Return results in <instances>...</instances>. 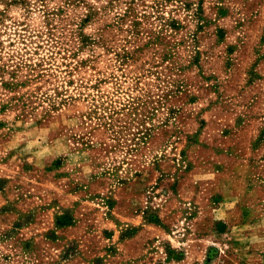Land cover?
Masks as SVG:
<instances>
[{
	"label": "rangeland",
	"instance_id": "1",
	"mask_svg": "<svg viewBox=\"0 0 264 264\" xmlns=\"http://www.w3.org/2000/svg\"><path fill=\"white\" fill-rule=\"evenodd\" d=\"M0 264H264V0H0Z\"/></svg>",
	"mask_w": 264,
	"mask_h": 264
}]
</instances>
